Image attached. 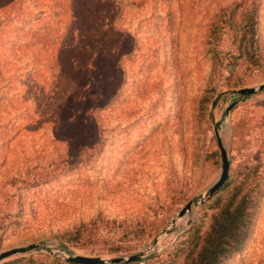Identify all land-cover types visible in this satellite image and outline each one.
I'll return each instance as SVG.
<instances>
[{
    "label": "rangeland",
    "instance_id": "1",
    "mask_svg": "<svg viewBox=\"0 0 264 264\" xmlns=\"http://www.w3.org/2000/svg\"><path fill=\"white\" fill-rule=\"evenodd\" d=\"M100 2L0 0V252L38 246L1 263L167 255L208 230L221 144L229 186L257 166L258 189L224 264H264V0ZM248 11L256 54L239 58ZM79 226L95 234L61 238Z\"/></svg>",
    "mask_w": 264,
    "mask_h": 264
},
{
    "label": "trees",
    "instance_id": "2",
    "mask_svg": "<svg viewBox=\"0 0 264 264\" xmlns=\"http://www.w3.org/2000/svg\"><path fill=\"white\" fill-rule=\"evenodd\" d=\"M69 10L72 11L71 1ZM78 1V0H76ZM100 4V0H92ZM11 1H8L9 3ZM5 3V4H7ZM255 12H245L238 21H233L230 26L238 39V57L256 54V22ZM232 17V14L230 15ZM257 169L241 174L231 187L227 178L224 183L209 197L213 201L216 213L211 217L208 230L201 234V229L196 224L191 225L183 237L165 254L160 253L149 257L156 259L144 264H224L234 253L239 251L249 232V221L253 207V192H258L257 184L251 185L249 180ZM230 187V189H228ZM90 235H87V234ZM94 231L91 228L79 226L70 232L61 235L66 242H80L83 238H91ZM137 262V261H136ZM1 264H77L68 260H61L53 256H40L38 258H19ZM127 264H134L129 262Z\"/></svg>",
    "mask_w": 264,
    "mask_h": 264
},
{
    "label": "water",
    "instance_id": "3",
    "mask_svg": "<svg viewBox=\"0 0 264 264\" xmlns=\"http://www.w3.org/2000/svg\"><path fill=\"white\" fill-rule=\"evenodd\" d=\"M263 89V87H260L259 90ZM255 89H240L237 91L238 94L240 95H251L255 92ZM219 149L221 153V173L219 176V179L207 190L205 193L204 197L209 198L226 180L227 178V173H228V167H229V161L227 158V154L221 144H219ZM192 203H188L187 205L182 208L178 214L177 217L181 218L183 217L190 209H191ZM38 249L37 245H29L26 247H19V248H12L6 251L0 252V263L3 262L4 260L17 256V255H23L25 253H28L30 251ZM142 257V254H137V255H132L127 257L126 259L124 258H117V259H111L108 262L111 264H119V263H129V262H136ZM68 261L77 263V264H105L106 261L101 259V258H91V257H82V256H71L67 257Z\"/></svg>",
    "mask_w": 264,
    "mask_h": 264
}]
</instances>
